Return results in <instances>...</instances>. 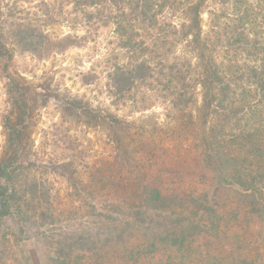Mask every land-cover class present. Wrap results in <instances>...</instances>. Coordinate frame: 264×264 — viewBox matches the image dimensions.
Masks as SVG:
<instances>
[{
  "label": "trees",
  "instance_id": "trees-1",
  "mask_svg": "<svg viewBox=\"0 0 264 264\" xmlns=\"http://www.w3.org/2000/svg\"><path fill=\"white\" fill-rule=\"evenodd\" d=\"M40 2V29L8 27L12 14L0 2L7 105L0 114V220L45 221L55 205L62 206L58 214L86 219L83 233L59 236L53 264H259L264 0ZM54 24L71 30L54 36L41 29ZM104 34L113 47L108 106L13 69L14 45L43 56ZM50 100L69 125L94 132L84 140L95 146L86 161L78 137L70 140L71 159L36 145L39 109ZM155 104L161 119L156 113L130 118ZM122 109L128 112L120 115ZM47 166L71 190L62 202L52 200Z\"/></svg>",
  "mask_w": 264,
  "mask_h": 264
},
{
  "label": "rangeland",
  "instance_id": "rangeland-1",
  "mask_svg": "<svg viewBox=\"0 0 264 264\" xmlns=\"http://www.w3.org/2000/svg\"><path fill=\"white\" fill-rule=\"evenodd\" d=\"M41 0H0L3 6H7L12 14L9 23H21L26 26H40L44 24ZM18 19V20H17ZM22 20V21H21ZM63 25V24H62ZM10 27V25L8 26ZM43 30L62 36L68 34L71 29L66 25L54 24L52 27H41ZM49 28V29H48ZM13 29H6V31ZM10 31V32H11ZM109 37L102 35L94 43H88L79 48H69L61 53L37 56L25 51L22 46L13 47V69L28 80H46L52 88L60 93L65 90L74 95L87 98L94 106H108L105 84L106 67L109 52L113 47L107 44ZM89 73V76H85ZM6 80L0 70V114L7 109L6 105ZM148 111L137 112L132 118H139L151 113H156L160 119L163 113L158 104ZM113 110L114 108H110ZM59 103L50 100L45 107L39 109L40 120L35 128L36 145L46 154L59 158H70L75 155L70 140L78 137L82 140L81 158L87 160L91 156V148L95 149L88 141L95 138L94 132H87L80 125H69L62 113ZM128 109H122L121 114H126ZM3 137L0 129V148ZM87 147V148H86ZM93 154V153H92ZM50 166L44 168L50 174L43 175L50 190L52 200L62 202V199L71 192L66 181L50 172ZM56 198V199H55ZM60 204V203H58ZM68 203L66 204V207ZM62 206L55 205L56 214L47 220H28L21 218H5L0 220V264H53L55 243L60 240L59 236L67 238L86 230V219H73L72 213L62 212L58 214ZM89 220V219H88ZM61 237V236H60ZM259 264H264V259Z\"/></svg>",
  "mask_w": 264,
  "mask_h": 264
}]
</instances>
